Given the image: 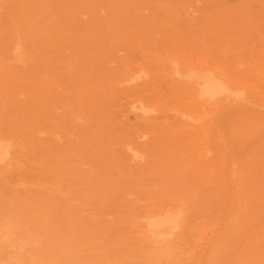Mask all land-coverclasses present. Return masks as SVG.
Returning a JSON list of instances; mask_svg holds the SVG:
<instances>
[{
	"label": "rangeland",
	"instance_id": "374dc122",
	"mask_svg": "<svg viewBox=\"0 0 264 264\" xmlns=\"http://www.w3.org/2000/svg\"><path fill=\"white\" fill-rule=\"evenodd\" d=\"M0 149V264H264V0H0Z\"/></svg>",
	"mask_w": 264,
	"mask_h": 264
},
{
	"label": "bare ground",
	"instance_id": "6f19581e",
	"mask_svg": "<svg viewBox=\"0 0 264 264\" xmlns=\"http://www.w3.org/2000/svg\"><path fill=\"white\" fill-rule=\"evenodd\" d=\"M18 52V51H17ZM17 54V53H16ZM206 70V69H205ZM208 71V70H207ZM215 78V77H214ZM221 80H223V79H221ZM240 90V89H239ZM236 91V90H235ZM230 93H231V90H230V88L227 86V85H224V84H222V83H220V82H218V81H216V80H214L213 78H212V76L211 75H208L205 79H204V82H203V90H202V93H201V95L203 96V97H205L206 98V100L207 99H209V100H211V99H214V98H217V97H220L221 95H224V96H228V95H230ZM234 93V92H233ZM239 94V93H238ZM239 97V96H238ZM228 98V97H227ZM230 98V97H229ZM228 98V99H229ZM240 98V97H239ZM231 99V98H230ZM235 99V98H234ZM212 101V100H211ZM233 101H235V100H233ZM237 101V100H236ZM240 101V100H239ZM208 104V103H207ZM216 107V106H215ZM200 120H202V118H200ZM202 121H204V120H202ZM198 122V121H197ZM4 148H5V146H4ZM8 148V147H7ZM1 150V149H0ZM4 150V149H3ZM131 150V149H130ZM2 152V151H1ZM132 152V151H131ZM6 153H8V152H6ZM133 154H134V152H132ZM4 154V153H3ZM2 154V155H3ZM5 157V156H4ZM136 158V157H135ZM138 158V157H137ZM3 161V160H2ZM238 161H240L239 159H238ZM232 163V162H231ZM12 164V163H11ZM238 164H239V162H238ZM241 164H243L242 162H241ZM231 165H234V164H231ZM239 166V165H238ZM241 166V165H240ZM240 166H239V169H241L240 168ZM233 167V166H232ZM242 167V166H241ZM231 172V171H230ZM34 188V187H33ZM237 189V188H236ZM244 196V195H243ZM242 198V197H241ZM244 198V197H243ZM241 200H243V199H241ZM241 202V201H240ZM243 202V201H242ZM241 202V203H242ZM169 212V211H168ZM167 212V213H168ZM171 212H174L175 214H176V212L175 211H171ZM182 212V211H181ZM165 213H166V211H165ZM167 213H166V215H167ZM173 213V214H174ZM178 213V212H177ZM152 214V213H151ZM150 214V215H151ZM170 214V213H169ZM236 214V213H235ZM162 215V214H161ZM183 215V214H182ZM234 215V214H233ZM163 216H164V213H163ZM177 216V215H176ZM151 216H149V218H150ZM153 217V216H152ZM154 217H155V215H154ZM157 217V216H156ZM178 217H179V213H178ZM183 217V216H182ZM181 217V218H182ZM147 218V217H146ZM148 219V218H147ZM233 219H234V217H233ZM183 220V219H182ZM177 221L178 220H176V218L175 217H168V218H165V219H163V220H154V221H152L151 223H150V227H152V229H153V231L152 230H150V232H152V233H154V232H158L159 234H161L160 233V230H162L165 226H171L170 228H172V230H175V229H177L179 226H178V223H177ZM184 221V220H183ZM183 223V222H182ZM185 223V222H184ZM184 223H183V225H184ZM229 224H231V223H229ZM180 225V224H179ZM182 225V226H183ZM187 225V224H186ZM181 226V225H180ZM189 226V224L187 225V227ZM166 229H167V227H165ZM229 228V227H228ZM169 229V228H168ZM179 229V228H178ZM185 229V228H184ZM188 230H189V228H187ZM186 229V230H187ZM226 229V228H225ZM164 230V229H163ZM163 230H162V232H163ZM170 230V229H169ZM168 230V231H169ZM180 230H181V227H180ZM187 230V231H188ZM148 231H149V229H148ZM177 231V230H176ZM183 231V230H182ZM149 232V233H150ZM171 232V231H170ZM175 232V231H174ZM190 232H192V231H190ZM163 233H165V231L163 232ZM162 233V234H163ZM169 232H166L165 234H168ZM186 234H187V232H185ZM159 234H158V236H159ZM170 234V233H169ZM182 234H184V233H182ZM193 234H194V232H193ZM154 235H156V234H154ZM223 235V234H222ZM221 235V236H222ZM187 236H188V234H187ZM190 236V235H189ZM191 236H193L192 234H191ZM201 237V236H200ZM166 238V237H165ZM192 238V237H191ZM194 239H195V236L193 237ZM192 238V239H193ZM187 239H188V237H187ZM197 239V238H196ZM163 240H164V238H163ZM189 240H190V237H189ZM197 240H200V239H197ZM196 240V241H197ZM191 241H193V240H191ZM196 241H194V242H196ZM212 242V241H211ZM189 243H191V242H189ZM197 245V243H194V245H193V242H192V244H190V245H193V246H196ZM211 244V243H210ZM209 245V244H208ZM217 245H218V243H217ZM219 246H222L221 244L219 245ZM218 246V247H219ZM234 245H232V247H233ZM236 246H237V244H236ZM208 247V246H207ZM209 247H210V245H209ZM212 247V246H211ZM217 247V246H216ZM215 247V248H216ZM217 247V248H218ZM232 247L230 248L231 250H232ZM222 248L223 247H221V249H220V252H221V250H222ZM233 248H235V246L233 247ZM206 250V249H205ZM210 250V249H209ZM215 250V249H214ZM236 250V249H235ZM234 249H233V251H231L232 253H235L234 251H235ZM207 251H208V248H207ZM218 251V250H217ZM192 252V251H191ZM216 252V251H215ZM215 252H214V254H215ZM223 252V251H222ZM228 252V251H227ZM230 252V250H229V253H231ZM202 253V252H201ZM204 253H206L205 254V256H203L202 255V259H204L205 257H208V260L210 259L209 257H211V256H206L207 254L209 255V253H212L211 252V250L209 251V252H204ZM217 253V256H218V252H216ZM228 253V254H229ZM231 253V254H232ZM221 254V253H220ZM219 254V255H220ZM226 255H223L222 254V256H228L227 255V253H225ZM189 255V254H188ZM191 256H192V254H190ZM211 255H213V254H211ZM234 255V254H233ZM232 255V256H233ZM214 257V256H213ZM220 257H221V255H220ZM229 257V256H228ZM234 257V256H233ZM242 257V256H241ZM212 259V258H211ZM221 259H222V257H221ZM198 260V259H197ZM219 260H220V258H219ZM234 260V259H233ZM199 261L200 260H198V264H199ZM202 261V260H201ZM200 261V262H201ZM205 261L207 262V260H205L204 259V263L203 264H205ZM211 261V260H210ZM215 261V260H214ZM212 262V261H211ZM221 262L222 261H220V264H221ZM195 263V262H194ZM219 263V262H218ZM202 264V263H201ZM208 264V263H207ZM214 264H215V262H214ZM217 264V263H216Z\"/></svg>",
	"mask_w": 264,
	"mask_h": 264
}]
</instances>
